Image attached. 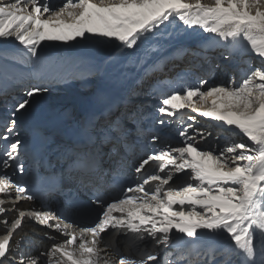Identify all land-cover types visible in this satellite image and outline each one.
Instances as JSON below:
<instances>
[{"label":"snow or ice","instance_id":"1","mask_svg":"<svg viewBox=\"0 0 264 264\" xmlns=\"http://www.w3.org/2000/svg\"><path fill=\"white\" fill-rule=\"evenodd\" d=\"M172 20L212 34L233 49L244 45L264 60V0H66L56 9L41 0H0V38H14L23 46L24 56L35 59L29 75L37 81L5 122L8 135L0 134L5 144L0 166L15 165L20 173L25 172L19 159L24 141L15 132L18 114L28 111L32 98L48 91L43 81L61 75L51 58L41 57L43 42L106 40L135 50ZM11 51L0 49V58L8 59ZM206 85L208 81L200 79L195 85L183 86L163 98L157 111L174 117L192 109L238 130L247 142L232 143L220 151L201 150L197 137L206 140L213 134L188 124L178 133L183 146H165L141 159L134 167L135 173L142 174L140 180L121 186L118 197L109 198L97 189L88 202L71 200L69 212L94 213L93 226L79 232L75 224L57 222L61 218L55 212L16 208L17 201L35 197L9 174H0V194H15L10 202L0 199V225L5 233L0 235V264H101L102 260L107 264V248L113 245L102 236L110 230L128 237L130 247L144 244L136 256L117 252L118 264H264V65L250 70L238 86ZM209 102L204 110L201 105ZM106 113L87 121L83 146L68 155L77 179L99 177L103 157L118 154L119 146L132 134L127 125L135 123L134 114L116 115L111 109ZM188 119L195 121L196 117ZM159 123L163 125L164 119ZM43 143L41 139L34 149L39 173L45 171ZM150 162L157 167L154 174L146 172ZM179 173H185L188 181L173 186ZM6 203L11 207H5ZM9 212L14 213L11 221ZM28 221L62 234L63 242H55L45 232L43 238L52 241L45 246L47 250L37 255L26 251L31 243L24 235ZM205 237L216 239L207 243ZM181 244L185 245L182 249ZM194 245L201 247L196 256L202 258H192ZM166 248L173 253L161 256Z\"/></svg>","mask_w":264,"mask_h":264},{"label":"bare ground","instance_id":"2","mask_svg":"<svg viewBox=\"0 0 264 264\" xmlns=\"http://www.w3.org/2000/svg\"><path fill=\"white\" fill-rule=\"evenodd\" d=\"M52 1L53 0L49 3V0H43V3L49 5ZM204 2L211 3L212 0H204ZM62 4L60 6H62ZM49 7L51 6L49 5ZM51 8L56 9L54 7ZM177 22L179 21L172 20L166 27H162L155 37L144 41L135 50L122 49L118 46V42L106 40L86 39L67 43L58 41L43 42L40 52L41 57L51 58L61 69V75L58 78L43 81V83L46 84L48 88H52L53 91H47L46 93L38 95L32 98L31 101L33 106L41 109L40 113L42 115L41 121L44 125L43 127L47 130L54 131L58 135L62 134L63 130L70 125L73 118L78 116V112L88 107V105L94 101H97V99L109 100L110 103H112L111 110L116 115L127 112L129 114H134V116L141 117L143 114L142 108L140 107L141 100L137 98L134 87L141 81L143 75L149 73L148 70L150 66L154 64L159 65V67L163 66L161 76H158L159 78L157 77V79L156 75H158V72L156 73L155 70L152 69L153 71L147 75V78H150L152 84H148L147 87L143 86V84L137 87L140 93H143V97H146L149 92L153 96L157 95L158 98L152 97L151 100H158V105L161 104L163 98H166L174 91L182 89L183 86L179 85V81L177 80H181L183 77L190 75L188 81L193 82V85H195L198 82L197 76L195 75L196 71L193 68H189L190 66L193 67L194 59L197 57L199 58L203 52H205L204 54L207 56H213V54H210L212 51L222 52L223 50H229L232 46L228 42H217L212 34L205 33L199 28L190 29L181 24L182 22ZM199 31L202 33L198 34ZM190 40H192L191 43L197 44L196 49H193L196 56H192L191 60L188 62H180L181 60L169 62L168 60L172 56L177 55V57H182V52L188 49L186 43ZM177 41L179 43H177ZM88 47H94L95 49ZM0 49L12 50L8 53V59L0 58V87L6 90L10 89V94H8V96H15L16 92L25 95L26 91L29 89H27L29 85L32 87L33 84H37V81L32 79L29 75V66L36 63L35 59L25 57L22 50L23 46L19 45L14 38H0ZM15 49L21 52L15 51ZM65 51L68 52L65 53ZM224 53H228V55H225L224 60L229 62V65L233 67L232 70H230L229 65L225 63L219 72V74H221V72L225 71L224 76L218 75L208 80L203 77V79L208 81V85H206L205 88L207 86H216L219 84L236 86L237 83L240 84L242 80L246 78H241L242 75L246 76L250 70L264 65V60H261L254 53H251L244 45L238 46L237 52L232 55H230L231 51ZM11 58H17V60ZM19 59L24 60V63L18 62ZM88 59L92 64V68L91 65H88L85 70L78 69L79 67L85 66ZM112 63H114L113 66L111 65ZM166 64L168 65L166 66ZM251 66H253V68H251ZM173 67L177 68V73L174 75L177 80L174 82H170L171 80L166 81L168 79L165 78V75L162 76V74L165 71L168 72L172 70ZM241 69L242 71L240 72ZM152 77H154L153 80ZM162 79H164V81ZM185 79H183V81ZM22 87H24L25 90L20 91ZM120 93L123 95L122 98L118 97ZM125 94L127 95L125 96ZM140 95L141 94L138 96ZM117 104H126V106L116 108ZM108 105L109 104H100V106L103 107H107ZM201 106L204 110H207L210 107V102ZM89 107L92 112H97L100 108L95 105H89ZM1 109H3V107ZM193 112L194 110L192 109H184L177 113L175 116L177 119L175 122L177 125L176 132L181 131L187 127L188 124H192L193 128L204 129L211 133L213 132L211 128L219 129L222 127L221 122L202 117L198 113ZM190 116H195L196 120L190 121L188 119ZM172 121L173 119H170L169 123ZM207 124H210L211 128L206 126ZM128 125L132 127V121H129ZM132 128H134V126ZM215 131L218 133H212L213 135L206 140H200L199 137H197L196 146L201 150L220 151L223 150L225 146L231 145L228 140H231L233 143L247 142V138L243 137L240 133L227 134L224 131L214 130V132ZM189 134H192L191 129H189ZM224 134L228 136V139L224 137ZM179 146L183 145L180 144ZM5 173H7L6 170L3 171V174ZM7 174L13 178L12 174ZM0 198L7 201V198L3 195H0ZM5 207H11V204L6 203ZM13 215L14 213L7 214L9 221H11ZM50 230H41L39 226H34L31 223L27 225L24 229V235L31 243L25 250L31 251L33 255L45 252L47 250L45 246L48 245V240L44 239L43 235L47 232L50 236H53ZM35 233H39V235H35ZM3 234V225H0V235ZM211 238L214 237H208V239ZM110 251L111 250H108L105 258L107 259V263L113 264L114 254ZM161 251L166 252L168 248ZM101 263L104 264V261L102 260Z\"/></svg>","mask_w":264,"mask_h":264},{"label":"rangeland","instance_id":"3","mask_svg":"<svg viewBox=\"0 0 264 264\" xmlns=\"http://www.w3.org/2000/svg\"><path fill=\"white\" fill-rule=\"evenodd\" d=\"M41 3H43V0H41ZM177 23H181V22H177ZM182 24V23H181ZM183 28V27H182ZM200 33H202V32H200L199 31V33L198 34H200ZM190 43L192 42V40H190L189 41ZM186 43L187 45V47H188V49L186 50V51H193V49H196V47H197V44H194V43ZM177 43H179L178 41H177ZM188 44H190V45H188ZM232 46V45H231ZM233 47V46H232ZM231 47V48H232ZM88 48H91V49H95L94 47H88ZM230 48V49H231ZM238 48V47H237ZM91 49H86V50H91ZM223 50L222 52L224 53V52H227V51H231V50ZM81 50H83V49H81ZM15 51H18V52H21L20 50H17V49H15ZM68 51H65V53H67ZM64 53V54H65ZM83 57H85V56H83ZM177 57V55H175V56H172L171 58L173 59V58H176ZM90 58V57H89ZM170 58V59H171ZM11 59H13V60H17V58H11ZM92 59V58H91ZM170 59L168 60V61H170ZM172 59H171V61H172ZM119 60H120V57H119ZM175 61V60H174ZM88 65H91V68H92V64H91V62H90V60L88 59V61H87V63H86V65L85 66H83V67H79L78 69H82V70H85L87 67H88ZM112 66L114 65V63H112L111 64ZM167 66V65H166ZM153 67V68H152ZM157 67V68H156ZM163 67V66H162ZM162 67H159V65H157V64H154L153 66L151 65L150 66V68H149V70H148V72L149 73H147L146 75H143L142 76V78H141V81L139 82L140 84L143 82V86H145V87H147L148 86V84H151V82H150V78H147V75L148 74H150L153 70H155V72L157 73L158 72V75H156V78L158 77V76H161V70H162ZM176 67V66H175ZM177 67H179V66H177ZM250 67V66H249ZM212 68V67H211ZM251 68H253V66H251ZM153 69V70H152ZM176 69L177 68H174L173 67V69L172 70H170V71H165L163 74H162V76H166L165 78L166 79H168V80H166V81H170V82H174V81H176L177 80V78H176V76H174L176 73H177V71H176ZM242 71V69L240 70V72ZM248 71V70H247ZM154 72V73H155ZM98 74V73H97ZM217 75V74H216ZM215 76V75H214ZM218 76V75H217ZM221 76H224V74L222 73L221 74ZM150 77V76H149ZM244 77H246V76H244V75H242L241 76V78H244ZM153 78L154 77H152V80H153ZM159 78V77H158ZM157 78V79H158ZM186 78V79H185ZM144 79H145V81H144ZM183 79H185L184 81H183ZM188 79H189V76H187V77H183L181 80H177V81H179L178 82V84L179 85H182V86H185V85H188V86H192L193 85V82H190V81H188ZM143 80V81H142ZM163 81H164V79H162ZM120 82V81H119ZM138 83V84H139ZM138 84H137V86H138ZM177 84V85H178ZM34 85V84H33ZM176 85V84H175ZM239 85V83H237L236 84V86H238ZM31 87V85H29L28 87H27V89L28 88H30ZM140 87V86H139ZM22 90H25L24 89V87H22L21 89H20V91H22ZM48 91H53V89L52 88H48ZM148 95H151V94H148ZM148 95L145 97V100H144V102H147V103H149V100H148ZM24 97H25V95H23ZM122 93H120L119 94V96L118 97H120V98H122ZM69 109V108H68ZM231 134V133H230ZM225 135V134H224ZM226 147V146H225Z\"/></svg>","mask_w":264,"mask_h":264}]
</instances>
